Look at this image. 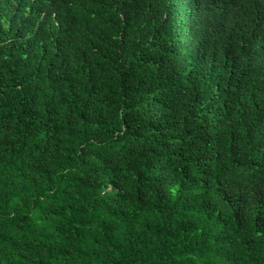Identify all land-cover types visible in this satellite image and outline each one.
Returning a JSON list of instances; mask_svg holds the SVG:
<instances>
[{
  "label": "trees",
  "instance_id": "16d2710c",
  "mask_svg": "<svg viewBox=\"0 0 264 264\" xmlns=\"http://www.w3.org/2000/svg\"><path fill=\"white\" fill-rule=\"evenodd\" d=\"M0 264H264V0H0Z\"/></svg>",
  "mask_w": 264,
  "mask_h": 264
}]
</instances>
